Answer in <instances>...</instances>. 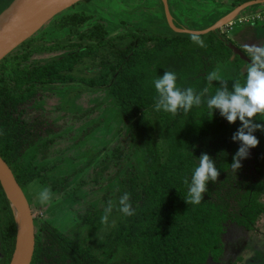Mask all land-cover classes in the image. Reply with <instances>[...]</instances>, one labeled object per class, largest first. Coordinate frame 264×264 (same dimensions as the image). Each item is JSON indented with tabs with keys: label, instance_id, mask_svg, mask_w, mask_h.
<instances>
[{
	"label": "trees",
	"instance_id": "obj_1",
	"mask_svg": "<svg viewBox=\"0 0 264 264\" xmlns=\"http://www.w3.org/2000/svg\"><path fill=\"white\" fill-rule=\"evenodd\" d=\"M244 1L247 0L239 4ZM55 17L52 21H57ZM89 17L72 12L61 16L57 25L76 26ZM192 34L172 30L169 34L139 35L129 31L107 37L103 25L96 24L89 32L79 33L80 39L90 42L73 43L79 48L61 58L29 60L33 52L44 47L31 46V38L20 45L25 49H14L0 61V70L8 72V77L0 76V155L23 188L39 175V170L16 157L42 133L44 124L37 118L26 120L23 112L40 95V87L48 83L79 78L90 87H106L122 119L131 125L137 148L143 151L138 163L132 161L124 166L120 184L119 198L128 193L135 214L121 213L119 199L110 214L114 222L98 224L102 211H88L85 222L95 226L96 233L105 234L97 248L85 241L86 237L78 240L41 220L35 223L36 246L31 264H207L210 258L218 262L224 253L226 225L235 223L250 230L264 214V150L250 149L248 158L241 160L242 167L235 172L231 168L232 138L225 135L229 122L218 109L211 117L208 115L206 98L187 114L181 111L173 116L155 110L158 93L153 82L165 70L176 74L177 86L182 90L191 87L199 92L208 86L206 77L216 63L233 56V47L215 31L198 34L206 47L195 43ZM100 46L110 49L100 60V69H91L79 77L72 74L75 65ZM233 61L241 64L242 56L235 54ZM218 86L219 82L213 81L209 95L215 94ZM153 116L164 127L166 157ZM213 135L217 138L208 145L191 148L200 139ZM202 153L211 156L220 175L215 183L209 181L200 204H187L184 198ZM0 203L5 214L0 223V264H10L17 226L1 184ZM120 246L125 249L123 257L111 260Z\"/></svg>",
	"mask_w": 264,
	"mask_h": 264
},
{
	"label": "rangeland",
	"instance_id": "obj_2",
	"mask_svg": "<svg viewBox=\"0 0 264 264\" xmlns=\"http://www.w3.org/2000/svg\"><path fill=\"white\" fill-rule=\"evenodd\" d=\"M10 1L0 0V12ZM240 1L80 0L57 14L55 20L72 12H83L90 17L80 25L64 27H59L57 21H52L53 18L49 20L28 38H32L31 46H44L33 52L29 60L45 62L76 51L79 47L72 46L73 43L90 42L89 39H80L79 33L89 32L96 24L103 25L107 37L129 31L139 35L169 34L175 30L173 26L207 29L235 10ZM258 6L254 5V8ZM242 10L236 14H243ZM236 21L237 15L215 30L220 38L233 47V56L217 62L214 69L229 80L230 89L234 80H238L241 85L246 82V66L250 63L247 52L227 32ZM20 45L15 49H25V46ZM108 49L105 46L95 49L75 65L72 74L79 77L90 73L91 69L99 70V62L108 54ZM240 51L246 56L241 64L233 61L235 54ZM2 75L8 77V72L0 70ZM39 90L40 95L23 112V118L28 121L41 119L44 123L42 133L16 157L19 162L29 163L39 170V175L24 187L33 209L34 221L37 224L47 220L68 236L78 240L86 237L85 241L97 248L104 241L105 234L96 233L95 226L85 222V214L101 210L100 215L103 216L109 201L112 202V208L117 205L124 166L132 161L138 163L143 151L137 148L131 125L122 119L119 106L106 87H90L78 78L69 82L48 83ZM152 118L166 157L168 141L164 127L154 116ZM256 122L264 123V120L257 119ZM240 125L238 119L235 123H228L225 135L232 138ZM254 135L259 140L257 148L264 150V131L257 130ZM216 138V135L204 137L191 148L208 145ZM231 146L233 159L240 142L232 140ZM44 189H49L52 197L50 202L41 204L39 195ZM261 200L264 202V194ZM111 216L108 221L114 222ZM4 217L0 203V223ZM100 220L98 218L96 222L104 224ZM92 221L94 223V219ZM225 229L221 259L216 262L210 258L207 264H264V214L253 229L246 230L235 223H228ZM124 253V247H118L111 260L121 259Z\"/></svg>",
	"mask_w": 264,
	"mask_h": 264
},
{
	"label": "clouds",
	"instance_id": "obj_3",
	"mask_svg": "<svg viewBox=\"0 0 264 264\" xmlns=\"http://www.w3.org/2000/svg\"><path fill=\"white\" fill-rule=\"evenodd\" d=\"M191 39L200 47H206L198 34H192ZM245 51L250 57V63L246 66V82L243 85L238 80H234L230 89L229 80L224 79L218 70L208 73L206 77L208 86L199 92L191 87L183 90L179 88L176 83V74L167 70L153 82L158 93L154 105L156 111L163 110L173 116L181 111L187 114L194 106H201L206 98L210 117L218 109L220 115L229 123H235L237 119L241 122L232 136L233 141L240 142V147L233 155L231 163V168L235 172L242 167L241 160L248 158L250 149L259 145V140L254 133L257 130L264 131V123L256 122L257 119L264 120V44L246 45ZM213 81H218L219 86L215 94L209 95V86ZM199 158V165L193 171L190 184L187 179L184 181L189 184L188 196L184 198L187 204H200L208 191L209 181L215 183L220 175L215 161L208 153H202ZM51 197L49 189L42 190L39 195L40 203L50 202ZM112 207V202L109 201L105 214L101 217L102 223H108ZM119 211L125 216L135 214V209L129 202L128 193H124L119 198Z\"/></svg>",
	"mask_w": 264,
	"mask_h": 264
},
{
	"label": "water",
	"instance_id": "obj_4",
	"mask_svg": "<svg viewBox=\"0 0 264 264\" xmlns=\"http://www.w3.org/2000/svg\"><path fill=\"white\" fill-rule=\"evenodd\" d=\"M79 1L80 0H12L0 12V61L17 46L30 38L49 20ZM258 1L259 0H252L240 4L235 10L219 19L207 29H181L176 26H173V28L176 31L195 34L215 31L232 19L238 11ZM166 10L167 14H169L167 5ZM231 13H234V16L229 19ZM24 24L26 25L24 29L10 41L6 42V34ZM239 54L246 57L241 51ZM0 184L9 200L17 226V243L10 264H31L36 246V226L31 204L24 188L18 182L13 169L1 155ZM18 217L21 223H19ZM20 224L22 225V229H20Z\"/></svg>",
	"mask_w": 264,
	"mask_h": 264
},
{
	"label": "crops",
	"instance_id": "obj_5",
	"mask_svg": "<svg viewBox=\"0 0 264 264\" xmlns=\"http://www.w3.org/2000/svg\"><path fill=\"white\" fill-rule=\"evenodd\" d=\"M247 1H252V0H247ZM247 1H244L243 3ZM254 5L256 6L259 5V6L258 8H254ZM263 8H264V1H260V0L254 4H250L246 6L242 10L244 11L243 14L241 13L236 14L238 16V21H236L234 24L231 25L230 28L227 29V32L229 33V35L234 36V39L236 40V42L240 44V46H242L244 50H245L246 45L264 44V20L262 21L252 20V19L240 20V18L246 15H249L259 9H263ZM242 59H243V56H242Z\"/></svg>",
	"mask_w": 264,
	"mask_h": 264
},
{
	"label": "built area",
	"instance_id": "obj_6",
	"mask_svg": "<svg viewBox=\"0 0 264 264\" xmlns=\"http://www.w3.org/2000/svg\"><path fill=\"white\" fill-rule=\"evenodd\" d=\"M242 19H252V20H264V8L259 9L249 15H246L244 17H241L240 20Z\"/></svg>",
	"mask_w": 264,
	"mask_h": 264
},
{
	"label": "bare ground",
	"instance_id": "obj_7",
	"mask_svg": "<svg viewBox=\"0 0 264 264\" xmlns=\"http://www.w3.org/2000/svg\"><path fill=\"white\" fill-rule=\"evenodd\" d=\"M230 16H231V15H229V19H230ZM25 26H26L25 24H24V25H21V26H19L18 28H16L14 31H11V32L7 33V34H6V37H5L6 42L10 41V40H11L12 38H14L17 34H19V33L24 29ZM18 219H19V223H21L19 217H18ZM20 229H22V225H21V224H20Z\"/></svg>",
	"mask_w": 264,
	"mask_h": 264
},
{
	"label": "flooded vegetation",
	"instance_id": "obj_8",
	"mask_svg": "<svg viewBox=\"0 0 264 264\" xmlns=\"http://www.w3.org/2000/svg\"><path fill=\"white\" fill-rule=\"evenodd\" d=\"M230 15H231L230 18H232V17L234 16V13H231ZM181 29H182V28H181ZM183 29H184V28H183ZM179 32H180V31H179Z\"/></svg>",
	"mask_w": 264,
	"mask_h": 264
}]
</instances>
